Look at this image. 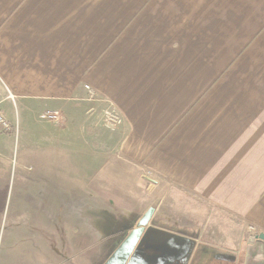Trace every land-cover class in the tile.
Segmentation results:
<instances>
[{
  "label": "crops",
  "instance_id": "crops-1",
  "mask_svg": "<svg viewBox=\"0 0 264 264\" xmlns=\"http://www.w3.org/2000/svg\"><path fill=\"white\" fill-rule=\"evenodd\" d=\"M0 110V264H97L151 206L264 264V0H0Z\"/></svg>",
  "mask_w": 264,
  "mask_h": 264
},
{
  "label": "water",
  "instance_id": "water-1",
  "mask_svg": "<svg viewBox=\"0 0 264 264\" xmlns=\"http://www.w3.org/2000/svg\"><path fill=\"white\" fill-rule=\"evenodd\" d=\"M201 231L176 228L160 218L155 206L149 207L123 231L113 253L104 264H229L236 261L223 251L212 250ZM264 241V233L250 238Z\"/></svg>",
  "mask_w": 264,
  "mask_h": 264
},
{
  "label": "built area",
  "instance_id": "built-area-1",
  "mask_svg": "<svg viewBox=\"0 0 264 264\" xmlns=\"http://www.w3.org/2000/svg\"><path fill=\"white\" fill-rule=\"evenodd\" d=\"M107 107L108 108L104 110L105 124L109 128H116L123 123V117L121 113H119L115 108L111 106H107ZM40 118L43 120H50V121H55L59 123H62L64 119L63 114L57 110H47L40 115ZM11 125L12 124L10 120L0 110V129H8L11 127Z\"/></svg>",
  "mask_w": 264,
  "mask_h": 264
},
{
  "label": "flooded vegetation",
  "instance_id": "flooded-vegetation-1",
  "mask_svg": "<svg viewBox=\"0 0 264 264\" xmlns=\"http://www.w3.org/2000/svg\"><path fill=\"white\" fill-rule=\"evenodd\" d=\"M163 210H164V208H163ZM134 220H135V218H123L116 225H114V227H113L114 233L106 241L104 248L101 252V255L98 258L97 264H104L107 261V259L113 253L115 246H117L119 240L123 236V231L128 226H130ZM161 220L164 221L163 219H161ZM165 221L167 222V224H170L171 226L178 225V219L175 220V218H173V217H167ZM193 228H195V230H196V227H193ZM253 236H256V235H253ZM253 236H251V237H253Z\"/></svg>",
  "mask_w": 264,
  "mask_h": 264
},
{
  "label": "rangeland",
  "instance_id": "rangeland-1",
  "mask_svg": "<svg viewBox=\"0 0 264 264\" xmlns=\"http://www.w3.org/2000/svg\"><path fill=\"white\" fill-rule=\"evenodd\" d=\"M94 101H96V98L95 97H93L92 98ZM106 108H108L107 106H104L103 107V109H102V113H103V119H104V110L106 109ZM104 124H105V120H104ZM106 125V124H105ZM108 127V126H107Z\"/></svg>",
  "mask_w": 264,
  "mask_h": 264
}]
</instances>
